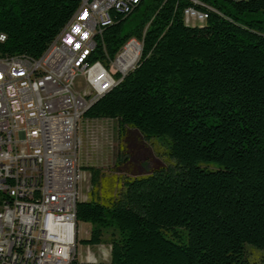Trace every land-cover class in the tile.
Returning <instances> with one entry per match:
<instances>
[{
	"label": "trees",
	"instance_id": "1",
	"mask_svg": "<svg viewBox=\"0 0 264 264\" xmlns=\"http://www.w3.org/2000/svg\"><path fill=\"white\" fill-rule=\"evenodd\" d=\"M203 1L220 14L202 25L185 23L188 0H143L104 32L110 55L133 36L143 52L84 119L117 120L120 138L131 128L168 146L166 165L123 178L115 195L99 192L100 169L84 168L82 244L118 232L110 262L97 264H246L247 245L264 252V0ZM78 3L0 0V56L39 58Z\"/></svg>",
	"mask_w": 264,
	"mask_h": 264
},
{
	"label": "built area",
	"instance_id": "2",
	"mask_svg": "<svg viewBox=\"0 0 264 264\" xmlns=\"http://www.w3.org/2000/svg\"><path fill=\"white\" fill-rule=\"evenodd\" d=\"M142 1L79 0L39 58L0 56V264L99 262L89 248L78 251L77 199L89 180L78 129L103 91L137 67L143 36L130 37L112 56L103 35ZM188 2L184 21L220 14L203 0ZM61 217L71 226L60 225Z\"/></svg>",
	"mask_w": 264,
	"mask_h": 264
},
{
	"label": "rangeland",
	"instance_id": "3",
	"mask_svg": "<svg viewBox=\"0 0 264 264\" xmlns=\"http://www.w3.org/2000/svg\"><path fill=\"white\" fill-rule=\"evenodd\" d=\"M256 18L250 16L249 19ZM138 22L134 16L127 24L128 30ZM78 135L82 144L79 151V162L86 167H95L102 172V183L100 190L104 193L115 195L120 185V180L125 177L146 174L153 168L166 165L167 159L164 152L167 149L165 140L146 141L136 130L128 128L123 138L119 137L118 122L111 119L81 121ZM216 169L215 166H206ZM88 182L82 184L80 199L88 201L92 190L91 175L88 172ZM91 225L79 224V239L89 238ZM118 237V232L112 229L105 230L103 243L99 246H87L79 244L78 251L85 254L89 248L98 263H109L111 253V242ZM104 251L105 256H101ZM246 264H264V252L250 245L245 247Z\"/></svg>",
	"mask_w": 264,
	"mask_h": 264
},
{
	"label": "bare ground",
	"instance_id": "4",
	"mask_svg": "<svg viewBox=\"0 0 264 264\" xmlns=\"http://www.w3.org/2000/svg\"><path fill=\"white\" fill-rule=\"evenodd\" d=\"M185 23L187 25H190V26H197V25H202L204 24L205 22H192V21H185ZM110 90H107V91H103V95L106 94L107 92H109ZM82 201L81 199H77V204L78 202ZM60 225H63V226H71V218L69 217H61L60 218Z\"/></svg>",
	"mask_w": 264,
	"mask_h": 264
},
{
	"label": "crops",
	"instance_id": "5",
	"mask_svg": "<svg viewBox=\"0 0 264 264\" xmlns=\"http://www.w3.org/2000/svg\"><path fill=\"white\" fill-rule=\"evenodd\" d=\"M83 201V200H82Z\"/></svg>",
	"mask_w": 264,
	"mask_h": 264
}]
</instances>
